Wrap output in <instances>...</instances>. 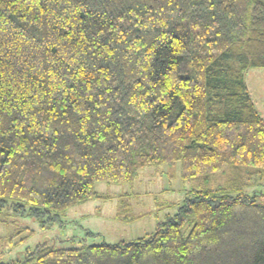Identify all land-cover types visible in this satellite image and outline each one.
Returning <instances> with one entry per match:
<instances>
[{
  "label": "trees",
  "instance_id": "trees-1",
  "mask_svg": "<svg viewBox=\"0 0 264 264\" xmlns=\"http://www.w3.org/2000/svg\"><path fill=\"white\" fill-rule=\"evenodd\" d=\"M251 69L264 0H0V223L60 222L147 167L197 183L148 235L0 264H264V205L244 192L264 178Z\"/></svg>",
  "mask_w": 264,
  "mask_h": 264
},
{
  "label": "rangeland",
  "instance_id": "rangeland-1",
  "mask_svg": "<svg viewBox=\"0 0 264 264\" xmlns=\"http://www.w3.org/2000/svg\"><path fill=\"white\" fill-rule=\"evenodd\" d=\"M246 84L255 106L264 119V69H251L246 75ZM218 183L224 175H215ZM221 184V183H220ZM244 192L256 195L257 202L264 205V178L254 177ZM197 183L180 178V164L173 166L147 167L141 170L131 183H95L98 198L66 209L60 222L41 227L30 216L10 214L0 223V263L21 260L39 244L60 248H79L87 245L115 243L132 240L150 234L156 222L172 214L181 200L191 193ZM213 183L208 187H214ZM126 196L135 220L124 223L115 219L119 199Z\"/></svg>",
  "mask_w": 264,
  "mask_h": 264
}]
</instances>
